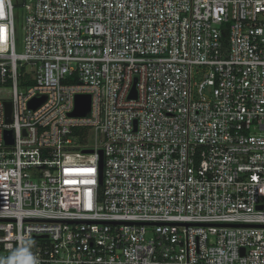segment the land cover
<instances>
[{
	"label": "built area",
	"instance_id": "obj_1",
	"mask_svg": "<svg viewBox=\"0 0 264 264\" xmlns=\"http://www.w3.org/2000/svg\"><path fill=\"white\" fill-rule=\"evenodd\" d=\"M23 6L17 53L0 0V264H264V0Z\"/></svg>",
	"mask_w": 264,
	"mask_h": 264
},
{
	"label": "rangeland",
	"instance_id": "obj_2",
	"mask_svg": "<svg viewBox=\"0 0 264 264\" xmlns=\"http://www.w3.org/2000/svg\"><path fill=\"white\" fill-rule=\"evenodd\" d=\"M11 1L13 3L15 50L17 53H21L23 51L24 15H25V9L23 4L28 0H11ZM94 143H95L94 131L89 130L87 135L86 146L92 147Z\"/></svg>",
	"mask_w": 264,
	"mask_h": 264
},
{
	"label": "water",
	"instance_id": "obj_3",
	"mask_svg": "<svg viewBox=\"0 0 264 264\" xmlns=\"http://www.w3.org/2000/svg\"><path fill=\"white\" fill-rule=\"evenodd\" d=\"M135 90H134V85L132 86L131 89V95H134ZM44 97H40L34 101L31 102V106H38L39 104H41V102H43ZM90 109V96L88 94H81V95H77L75 97V108L74 110L70 113L71 116H76V117H83L85 116ZM9 113H10V106L8 103H6V120H9ZM5 141L6 143H11L12 139L10 136V131H6L5 132ZM100 155V166H101V152H99Z\"/></svg>",
	"mask_w": 264,
	"mask_h": 264
},
{
	"label": "trees",
	"instance_id": "obj_4",
	"mask_svg": "<svg viewBox=\"0 0 264 264\" xmlns=\"http://www.w3.org/2000/svg\"><path fill=\"white\" fill-rule=\"evenodd\" d=\"M86 132H87V129L86 128H82L81 130H77L74 133H80V137L81 138L79 139V141L83 142V137L85 136Z\"/></svg>",
	"mask_w": 264,
	"mask_h": 264
}]
</instances>
